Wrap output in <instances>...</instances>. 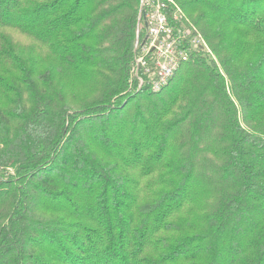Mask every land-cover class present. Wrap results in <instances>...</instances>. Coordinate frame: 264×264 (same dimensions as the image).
Here are the masks:
<instances>
[{"label":"trees","instance_id":"1","mask_svg":"<svg viewBox=\"0 0 264 264\" xmlns=\"http://www.w3.org/2000/svg\"><path fill=\"white\" fill-rule=\"evenodd\" d=\"M175 1L151 92L140 0H0V264H264V0Z\"/></svg>","mask_w":264,"mask_h":264},{"label":"built area","instance_id":"2","mask_svg":"<svg viewBox=\"0 0 264 264\" xmlns=\"http://www.w3.org/2000/svg\"><path fill=\"white\" fill-rule=\"evenodd\" d=\"M200 51L214 59L206 40L187 23L175 0H140L132 67L138 87L146 83L151 92L159 91L182 63Z\"/></svg>","mask_w":264,"mask_h":264},{"label":"rangeland","instance_id":"3","mask_svg":"<svg viewBox=\"0 0 264 264\" xmlns=\"http://www.w3.org/2000/svg\"><path fill=\"white\" fill-rule=\"evenodd\" d=\"M14 35H15L14 36L15 40L18 41L20 45H24L25 48L28 49V51L33 46V43L27 36H24L23 34H19V33H15ZM37 53L38 51H34V54L37 55Z\"/></svg>","mask_w":264,"mask_h":264},{"label":"water","instance_id":"4","mask_svg":"<svg viewBox=\"0 0 264 264\" xmlns=\"http://www.w3.org/2000/svg\"><path fill=\"white\" fill-rule=\"evenodd\" d=\"M146 25V24H145Z\"/></svg>","mask_w":264,"mask_h":264}]
</instances>
